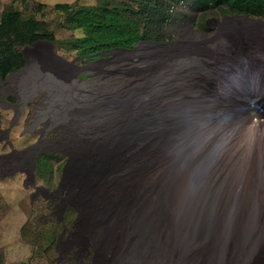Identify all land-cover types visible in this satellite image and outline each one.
I'll list each match as a JSON object with an SVG mask.
<instances>
[{
    "label": "rangeland",
    "instance_id": "rangeland-1",
    "mask_svg": "<svg viewBox=\"0 0 264 264\" xmlns=\"http://www.w3.org/2000/svg\"><path fill=\"white\" fill-rule=\"evenodd\" d=\"M24 1L0 0V15L11 7L32 13L50 23L56 43L26 49L24 68L0 81V264H96L92 209L138 178L134 163L99 175L95 160L118 145L130 144V157L141 150L157 130L151 118L160 103L190 83L209 90L211 74L226 68L225 58L234 63L239 49L264 37V24L254 29L240 21L241 40L234 43L229 24L264 18L175 3L162 38L80 62L70 46L73 33L52 7L99 0ZM31 4L44 7L36 14ZM260 103L252 111L261 116ZM41 155L48 161L38 166ZM84 170L101 181L87 208L70 195Z\"/></svg>",
    "mask_w": 264,
    "mask_h": 264
},
{
    "label": "bare ground",
    "instance_id": "bare-ground-1",
    "mask_svg": "<svg viewBox=\"0 0 264 264\" xmlns=\"http://www.w3.org/2000/svg\"><path fill=\"white\" fill-rule=\"evenodd\" d=\"M240 21L264 24L233 21L234 43ZM254 38L211 74L209 90L190 83L160 103L141 150L130 157L124 144L96 157L99 175L134 163L138 178L92 209L96 264H264V114L252 111L264 101V37ZM79 176L70 195L87 208L101 181Z\"/></svg>",
    "mask_w": 264,
    "mask_h": 264
},
{
    "label": "trees",
    "instance_id": "trees-1",
    "mask_svg": "<svg viewBox=\"0 0 264 264\" xmlns=\"http://www.w3.org/2000/svg\"><path fill=\"white\" fill-rule=\"evenodd\" d=\"M180 2L191 3L200 11L220 9L264 18V0H99L96 5L58 3L52 11L59 14L61 26L73 33L71 50L81 62L106 52L131 49L142 41L162 38L171 7ZM30 6L36 14L44 7L41 4ZM28 13L11 7L0 15V81L24 68L27 63L24 47L41 40L56 43L50 23ZM76 32L82 35L78 37ZM47 161L48 158L41 155L38 166Z\"/></svg>",
    "mask_w": 264,
    "mask_h": 264
},
{
    "label": "water",
    "instance_id": "water-1",
    "mask_svg": "<svg viewBox=\"0 0 264 264\" xmlns=\"http://www.w3.org/2000/svg\"><path fill=\"white\" fill-rule=\"evenodd\" d=\"M41 43H49L50 45L54 46V44H53L52 42H50V41H44V40H41V41H38V42H36V43H34V44L30 45V46H27V47L25 48V50H24V53H25L26 49H29V48L35 47L36 45H39V44H41ZM106 53H107V52H106Z\"/></svg>",
    "mask_w": 264,
    "mask_h": 264
},
{
    "label": "flooded vegetation",
    "instance_id": "flooded-vegetation-1",
    "mask_svg": "<svg viewBox=\"0 0 264 264\" xmlns=\"http://www.w3.org/2000/svg\"><path fill=\"white\" fill-rule=\"evenodd\" d=\"M105 54H100V55L96 56V58L93 59V60H97V59L101 58L102 56H104ZM262 111H264V110H260V113H262Z\"/></svg>",
    "mask_w": 264,
    "mask_h": 264
},
{
    "label": "crops",
    "instance_id": "crops-1",
    "mask_svg": "<svg viewBox=\"0 0 264 264\" xmlns=\"http://www.w3.org/2000/svg\"><path fill=\"white\" fill-rule=\"evenodd\" d=\"M0 157L4 159V157H2V155H0ZM0 174H2V173H0Z\"/></svg>",
    "mask_w": 264,
    "mask_h": 264
}]
</instances>
